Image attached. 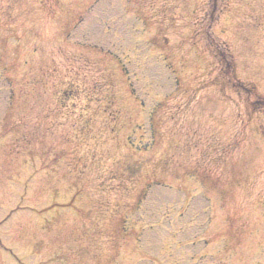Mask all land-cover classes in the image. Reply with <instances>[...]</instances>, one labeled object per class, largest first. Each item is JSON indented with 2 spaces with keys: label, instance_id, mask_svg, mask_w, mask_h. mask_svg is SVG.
<instances>
[{
  "label": "rangeland",
  "instance_id": "obj_1",
  "mask_svg": "<svg viewBox=\"0 0 264 264\" xmlns=\"http://www.w3.org/2000/svg\"><path fill=\"white\" fill-rule=\"evenodd\" d=\"M0 264H264V0H0Z\"/></svg>",
  "mask_w": 264,
  "mask_h": 264
}]
</instances>
